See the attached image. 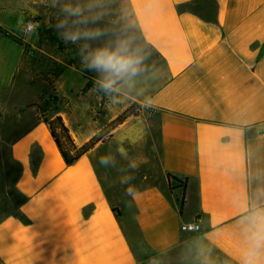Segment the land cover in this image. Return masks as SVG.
Returning a JSON list of instances; mask_svg holds the SVG:
<instances>
[{"label": "crops", "instance_id": "obj_1", "mask_svg": "<svg viewBox=\"0 0 264 264\" xmlns=\"http://www.w3.org/2000/svg\"><path fill=\"white\" fill-rule=\"evenodd\" d=\"M129 2L155 60L119 96L71 93L58 114L78 147L131 103L139 114L71 165L41 120L11 143L20 203L0 219V264H243L264 209V0ZM16 3L0 0L1 27ZM5 50L0 33V66Z\"/></svg>", "mask_w": 264, "mask_h": 264}, {"label": "rangeland", "instance_id": "obj_2", "mask_svg": "<svg viewBox=\"0 0 264 264\" xmlns=\"http://www.w3.org/2000/svg\"><path fill=\"white\" fill-rule=\"evenodd\" d=\"M16 2L18 5L12 8L20 11L11 14L8 7L4 26L7 35L1 33L6 37L7 50L5 62L0 66V219L13 214L20 203L14 186L19 166L11 157V143L31 128L38 112L42 118L62 112L71 103L67 100L71 93L98 91L103 94L104 102V97L115 98L128 89L127 85H122L120 92L111 95L100 90L98 73L88 70L82 63V48L86 42L66 43L60 38L63 30L56 25L65 19L62 9L79 6L85 7V15L101 14L95 23L77 25L105 31L99 39L87 42L91 48L112 45L118 37L125 36L133 41L134 48L149 58L150 64L155 60L151 51L144 52L140 48L143 41L129 0H97L100 7L92 13L87 11L86 5L93 0ZM29 19L37 27L26 39L21 29ZM31 103L40 107V111L29 107ZM108 125L104 131L108 130Z\"/></svg>", "mask_w": 264, "mask_h": 264}, {"label": "clouds", "instance_id": "obj_3", "mask_svg": "<svg viewBox=\"0 0 264 264\" xmlns=\"http://www.w3.org/2000/svg\"><path fill=\"white\" fill-rule=\"evenodd\" d=\"M98 7L100 4L97 0L86 5L89 13ZM62 11L65 19L56 25L57 29L63 30L59 33L60 38L66 43L86 42L82 48V63L88 70L98 73L100 78L97 84L105 95L120 92L122 85L131 84L145 70L143 65L146 57L134 48L133 41L128 37H118L112 45L90 47L87 42L99 39L105 35V31L77 25L95 23L101 18V14L85 15V7L79 6H65ZM36 27L33 22H29L21 29L26 39L36 31ZM97 163L104 169L116 168V162L111 156H101ZM129 167L135 170L137 165L131 163ZM133 179L129 174L122 176L119 183L123 186L124 195L134 199V185L130 183ZM248 221V247L244 252L243 264H264V209L253 210Z\"/></svg>", "mask_w": 264, "mask_h": 264}, {"label": "trees", "instance_id": "obj_4", "mask_svg": "<svg viewBox=\"0 0 264 264\" xmlns=\"http://www.w3.org/2000/svg\"><path fill=\"white\" fill-rule=\"evenodd\" d=\"M0 33L4 32V28L0 26ZM45 91H43L41 97H43ZM29 107L36 108L40 111V107L34 106L33 103L29 104ZM140 107L137 103H131L121 114H119L114 120L108 125L107 131H101L97 135L93 136L82 146L78 147L75 144L74 138L72 137L68 127L65 125L62 117L58 114L51 116L50 118H42L38 114L36 115L37 120L43 121L49 130V133L66 165H71L76 162L85 152L90 150L95 144L103 140L104 136L112 131L114 128L122 124L127 118L131 116H137L139 114ZM183 199L181 200V202Z\"/></svg>", "mask_w": 264, "mask_h": 264}, {"label": "built area", "instance_id": "obj_5", "mask_svg": "<svg viewBox=\"0 0 264 264\" xmlns=\"http://www.w3.org/2000/svg\"><path fill=\"white\" fill-rule=\"evenodd\" d=\"M29 22H33L31 19L27 20L25 22V25L28 24ZM34 23V22H33ZM201 228V225L199 224L198 221H194V222H186V223H182L180 225V230L182 232H186V233H194V232H198Z\"/></svg>", "mask_w": 264, "mask_h": 264}, {"label": "bare ground", "instance_id": "obj_6", "mask_svg": "<svg viewBox=\"0 0 264 264\" xmlns=\"http://www.w3.org/2000/svg\"><path fill=\"white\" fill-rule=\"evenodd\" d=\"M44 133H45V137L49 140V139H50V136H49V134H48V131L45 130Z\"/></svg>", "mask_w": 264, "mask_h": 264}]
</instances>
